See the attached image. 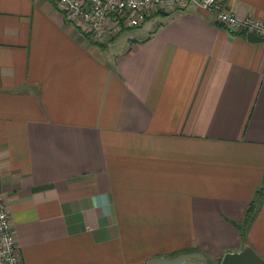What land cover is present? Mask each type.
Listing matches in <instances>:
<instances>
[{"label": "crops", "instance_id": "1", "mask_svg": "<svg viewBox=\"0 0 264 264\" xmlns=\"http://www.w3.org/2000/svg\"><path fill=\"white\" fill-rule=\"evenodd\" d=\"M0 195L20 264L264 260V40L188 4L96 42L0 0Z\"/></svg>", "mask_w": 264, "mask_h": 264}, {"label": "built area", "instance_id": "2", "mask_svg": "<svg viewBox=\"0 0 264 264\" xmlns=\"http://www.w3.org/2000/svg\"><path fill=\"white\" fill-rule=\"evenodd\" d=\"M67 21L96 42L124 29L136 28L156 12L182 10L188 4L210 12L216 23L233 34H253L264 40V20L237 18L221 0H49ZM0 264H20L17 247L0 195Z\"/></svg>", "mask_w": 264, "mask_h": 264}, {"label": "water", "instance_id": "3", "mask_svg": "<svg viewBox=\"0 0 264 264\" xmlns=\"http://www.w3.org/2000/svg\"><path fill=\"white\" fill-rule=\"evenodd\" d=\"M246 39L249 42L263 41L262 38L253 34H247ZM190 260L207 261L200 253H185L177 254L172 258H154L148 260L145 264H184ZM219 264H264V260L257 257L249 247H244L237 253H225L221 257Z\"/></svg>", "mask_w": 264, "mask_h": 264}, {"label": "trees", "instance_id": "4", "mask_svg": "<svg viewBox=\"0 0 264 264\" xmlns=\"http://www.w3.org/2000/svg\"><path fill=\"white\" fill-rule=\"evenodd\" d=\"M253 209H254V202H251V204L249 205V207L247 209L246 215H245V222H248V221L251 220ZM207 263H209V264H218L217 261L214 262V261H212L210 259H207Z\"/></svg>", "mask_w": 264, "mask_h": 264}, {"label": "rangeland", "instance_id": "5", "mask_svg": "<svg viewBox=\"0 0 264 264\" xmlns=\"http://www.w3.org/2000/svg\"><path fill=\"white\" fill-rule=\"evenodd\" d=\"M120 33V32H119ZM118 33V34H119ZM117 34V35H118ZM116 35V36H117ZM115 36H113V37H111V38H109V39H113ZM196 262V263H195ZM185 264H202L201 262H199V261H195V260H190V261H187ZM209 264V263H208Z\"/></svg>", "mask_w": 264, "mask_h": 264}]
</instances>
